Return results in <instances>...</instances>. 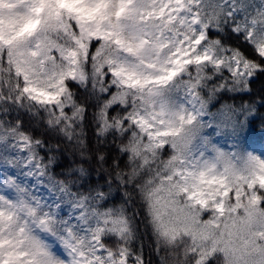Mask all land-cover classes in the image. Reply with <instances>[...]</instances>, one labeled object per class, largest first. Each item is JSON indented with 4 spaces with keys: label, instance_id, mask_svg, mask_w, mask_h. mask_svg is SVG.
<instances>
[{
    "label": "snow or ice",
    "instance_id": "6c2138e0",
    "mask_svg": "<svg viewBox=\"0 0 264 264\" xmlns=\"http://www.w3.org/2000/svg\"><path fill=\"white\" fill-rule=\"evenodd\" d=\"M253 128L264 0H0V264H264Z\"/></svg>",
    "mask_w": 264,
    "mask_h": 264
},
{
    "label": "trees",
    "instance_id": "16d2710c",
    "mask_svg": "<svg viewBox=\"0 0 264 264\" xmlns=\"http://www.w3.org/2000/svg\"><path fill=\"white\" fill-rule=\"evenodd\" d=\"M255 87H259V81L255 85ZM247 147L248 149L255 143V141L260 140L264 136V132H261L259 128H253L250 132L247 133ZM153 264H158V258L154 255L152 256Z\"/></svg>",
    "mask_w": 264,
    "mask_h": 264
},
{
    "label": "rangeland",
    "instance_id": "374dc122",
    "mask_svg": "<svg viewBox=\"0 0 264 264\" xmlns=\"http://www.w3.org/2000/svg\"><path fill=\"white\" fill-rule=\"evenodd\" d=\"M253 149H256L257 151L264 150V140L255 143V145L250 149V151Z\"/></svg>",
    "mask_w": 264,
    "mask_h": 264
}]
</instances>
